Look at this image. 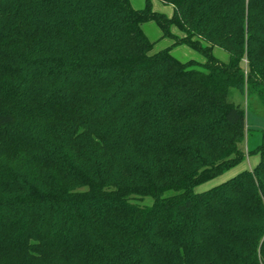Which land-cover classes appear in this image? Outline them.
<instances>
[{
    "label": "trees",
    "instance_id": "trees-1",
    "mask_svg": "<svg viewBox=\"0 0 264 264\" xmlns=\"http://www.w3.org/2000/svg\"><path fill=\"white\" fill-rule=\"evenodd\" d=\"M159 1L0 0V264H264V0Z\"/></svg>",
    "mask_w": 264,
    "mask_h": 264
},
{
    "label": "rangeland",
    "instance_id": "rangeland-1",
    "mask_svg": "<svg viewBox=\"0 0 264 264\" xmlns=\"http://www.w3.org/2000/svg\"><path fill=\"white\" fill-rule=\"evenodd\" d=\"M134 9L140 10L145 7V0H129ZM152 10L157 13L164 14L167 17H171L173 8L170 5L163 4L159 0H151ZM142 31L146 38L153 43V48L149 54H154L172 46L174 40L170 38H162V33L158 26L154 22L144 23ZM172 33L177 37L183 35L172 28ZM170 54L180 62L195 61L197 63H204L205 59L194 50L186 46H176L170 51ZM213 55L221 62L227 63L228 54L218 47L213 48ZM228 101L236 106H239L245 112L246 116V130L248 135L246 142L241 145L242 150L246 153L247 148L249 150L255 148L258 145L264 144V109L260 106L258 100L254 97H247L241 94L238 90L231 89L228 92ZM258 156L247 157L246 160L236 168L228 171L222 176L198 187L196 192H204L210 188L217 186L227 180L237 176L245 170H251L258 163ZM149 200V199H148Z\"/></svg>",
    "mask_w": 264,
    "mask_h": 264
}]
</instances>
